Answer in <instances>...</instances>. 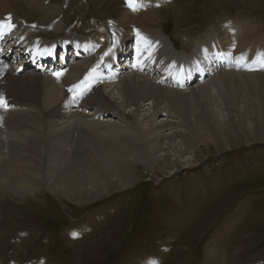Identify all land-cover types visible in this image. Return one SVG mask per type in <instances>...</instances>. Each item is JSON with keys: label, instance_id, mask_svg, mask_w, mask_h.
<instances>
[{"label": "rangeland", "instance_id": "374dc122", "mask_svg": "<svg viewBox=\"0 0 264 264\" xmlns=\"http://www.w3.org/2000/svg\"><path fill=\"white\" fill-rule=\"evenodd\" d=\"M24 1L18 0L16 5H12V9L16 10L19 17L13 14L15 17L13 20L11 17V21L22 23L20 28L27 30L29 29L27 25H36L41 19L30 15L27 6L22 4ZM124 1L127 4L126 0ZM47 3L59 12L60 16L58 14L46 23L40 22L38 27L43 28L40 29L43 32L39 34L43 36L42 44L57 43L66 54L73 51L72 45H66V50L63 51L62 43L66 37L74 40L86 36L94 37L104 28L112 32L111 39L127 35L124 31L125 26L119 22V10L115 12L117 6L110 11L111 15L108 17L104 12L100 14L97 10V12L91 10L87 0H48ZM142 4L143 7L139 10L132 11L136 15L134 19L140 20L139 15L150 9L155 10L159 16H156L152 24H138L142 27L137 26L136 30L141 29V32L145 30L146 34L152 31V41L158 50L157 43L160 44L163 40L166 52L171 45L176 46V49L172 46V50L179 51L164 53L162 56L164 61L160 64L168 66L164 68L163 73L156 72L153 76L147 73L139 74L151 79L148 80L155 85L157 80L168 77L169 56L175 58V62L185 60L187 56L199 51L205 38L222 35L225 31L233 29L236 22H246L253 26L252 31L245 33L251 38V42L240 48L253 55L256 60L264 59V0L260 1L258 7H252L249 1L241 0H142ZM6 15L4 18L12 16ZM52 27L54 33L51 31ZM12 30L14 31L12 34L17 32L15 29ZM28 36L33 39L31 33H28ZM0 39L3 54H8L12 48L24 44L22 40L21 43H17L19 41L11 36L10 32L0 36ZM199 40L202 43L197 45ZM171 41H174L175 45ZM132 43H135V40L127 41L129 50L133 52L130 54L131 58L128 57V62L124 64V69L133 61H139L137 47ZM237 45L238 43L234 47L235 51ZM106 48L108 52L110 45ZM126 49L118 54L116 59L125 58L128 53V50L124 53ZM138 49L141 51V48ZM224 53L228 56L227 52ZM217 54L222 56V53ZM30 57L32 55L26 57L23 53L15 61L8 63L12 65V70L18 71L21 67L28 70L34 64ZM212 59L215 60L216 57L212 55ZM71 61L77 62L76 59ZM141 62H145L143 56ZM222 62L224 64L219 68L223 67V70L227 68L225 63L228 61L223 59ZM46 66L49 69L44 68L43 76L49 74L46 75L49 82L60 79L59 86L63 88L66 79L62 76L68 68L63 69L60 78H57L54 75L57 72L50 70L49 63ZM94 66L88 71L90 72ZM228 67L235 70L239 67V74L250 72L253 74L263 70L259 67H251L248 68L251 70H248L240 65L233 67V64ZM132 68L135 70L136 67ZM7 70L9 69L0 70V79L6 78ZM88 71L86 74L83 72L81 78L74 83L85 81ZM103 74L100 81L109 78L105 76L108 74ZM215 77L204 79V82L196 80L189 85L191 87L178 90L182 92L181 95H171L169 92L172 109L167 103H164L162 108L156 106V109H153L150 107L152 98L142 102L138 121L149 119L152 124L151 130L150 126L143 124V128L149 132L145 150L142 147L144 140L140 135L126 141L121 140L122 143L125 142L122 147L117 145V140L123 138L122 131L129 134L128 132L142 129L141 124L130 114L135 107H129L122 112L114 106L112 113L98 117L102 109L98 112L91 107H78L77 104L61 105L66 108L65 115L73 111L72 116L79 119L77 122L89 123L86 120L98 117V122L90 124L96 123V128L100 127L98 130L100 133H97L105 135L107 139L99 140L93 132H88L86 137L84 133H79L78 136H74V140L66 139L67 144L55 146L46 139L52 130L46 129L45 132L42 124L43 128L38 132L42 140L40 145L30 146V155L35 161L46 157L44 163L49 164V187L28 196L27 204L20 202L23 199L21 194L11 197L7 190L3 193L0 191V229H4L8 224L6 221L8 215L16 217L13 221L15 227L5 234L0 232V264H206L207 254L213 249L217 256L213 261L218 264H264V91L260 88V83H246L240 77H232L226 84L217 80L211 84L210 81ZM94 79L91 77L89 81H95ZM206 81H209L208 86H204ZM117 82L118 80H112L114 85ZM110 83L109 88L112 85ZM186 85L188 86V79ZM4 87L7 89L6 85ZM68 87L63 88L64 92ZM110 91L104 90L114 97H119L116 94L117 90H113L114 94ZM90 96L86 94L82 97V105H85ZM0 97L3 98L1 94ZM6 98L7 107L0 106V110L3 111L0 115V130L3 133L0 137V154L6 150L5 154L8 156L12 152L8 141H23L22 134L30 132L19 126H11L6 119L14 120L30 108L35 114L36 109L31 103V107L24 106L21 110L12 112L14 108L12 109L10 104L13 100L17 104L18 98L14 96V99L9 100V95H6ZM155 100L158 103V99ZM113 102L122 101L118 99ZM57 106L59 107L58 102H56L58 109ZM178 108L188 112L191 119L189 124L192 121L201 123L210 118L211 122H220L221 125L212 131L220 130L226 135H231V141L227 140L229 137L221 140L209 137L211 144L209 148L200 142L198 149L185 154L181 161L168 140L159 142L154 138L162 124L166 125V134L176 129L188 134L185 129L186 121L181 118L184 115L180 117L176 112ZM115 109L118 110V115ZM77 110L80 111L76 112ZM158 112L160 113L157 115ZM92 113L97 115L90 116ZM197 113L204 119L197 121L195 119ZM203 113L208 115L202 116ZM175 124L178 126L176 129ZM253 126L254 131L257 129L255 133L251 132ZM118 129L122 131H117ZM88 135L92 136L93 142H90ZM78 137H81V141ZM132 139L141 143L138 159L128 155L129 150L126 146ZM113 141H116V145L111 148ZM246 141L255 143L248 145ZM148 144L152 146V151L149 150ZM175 144L184 151L182 138L177 137ZM217 144L224 147L225 151L219 153L216 149ZM79 148L85 149V153L77 151ZM47 150L51 152L47 153ZM108 151L110 156L120 157L118 159L121 160L124 156L126 160L131 158L133 162H128L134 165V168L128 173L131 174L130 179L112 175L107 178L108 180L105 179V182H101L96 178V170L92 167L96 163L109 164L106 159L109 156ZM165 153L170 155L171 160L179 163L169 171L164 170V166L161 165L163 162L157 158ZM200 155H204L201 162L200 158L198 159ZM94 158L98 161L96 162ZM148 158L158 160L161 164L152 166L150 160L147 161ZM174 169L176 170L173 172ZM1 171L5 173L12 171V166L0 165V173ZM76 171L82 174L81 177L87 185L85 186L87 190L84 191L86 195H82L81 199H77L72 192L65 191L63 185L65 174L72 175ZM164 171L168 175H164Z\"/></svg>", "mask_w": 264, "mask_h": 264}, {"label": "bare ground", "instance_id": "6f19581e", "mask_svg": "<svg viewBox=\"0 0 264 264\" xmlns=\"http://www.w3.org/2000/svg\"><path fill=\"white\" fill-rule=\"evenodd\" d=\"M17 1L18 0H0V20L3 19L6 14H7V16L12 15V16H10V17H12V20L15 17V16H13V14H16L19 17V14L16 12V10L14 11L12 9V5H16ZM87 1L89 2L88 6H90V8H92L91 10H93L94 12L98 11L100 14L105 13V15H108V17H109V15H111L110 11L117 6L115 12H117L119 10V12H118L119 22L123 26H125L124 31L127 32L125 42H127V41L131 42L132 40H135V43H132V44H134V46H136L138 43H140L142 41L140 38L141 36L144 37L145 39L148 38V40H149V37H152V35L150 36V34L153 33L152 31L151 32L149 31L150 34H146L145 30L141 32L140 31L141 29L138 31V30H136V27L137 26L142 27L141 25L143 23H144V25H145V23H151L152 24L156 20V16H159V14H156L155 10L150 9V10L142 13L141 15H139V17L137 16L140 20H136V19H134V18H136L135 17L136 15L133 14L134 12H132L131 9L128 10V6L124 0H87ZM246 1H249L250 6H252V7H258L261 0H241V2H246ZM47 2H48V0H25L22 4L27 6V9L29 10L28 12L30 13V15L32 17H35V18L39 17L43 23H46L48 20H50V18H52L54 16H58V14H59V12L52 9V6H50ZM86 5H87V3H86ZM240 8L242 9V7H240ZM58 11H60V10H58ZM59 16H60V14H59ZM24 22H26V20H24ZM40 22L38 21V22H36V25H32V26H30L31 24L27 25L29 27V29L25 30V29L20 28L22 23L20 24L16 21H11V23L14 25L13 29L17 30V32L16 31L15 32L17 33L19 38L22 41H24V43H27V44H29V43L30 44L31 43L42 44L43 36H40L39 34H41L43 32L42 30H40L43 28L38 27L40 25ZM61 22L63 23V21H61ZM42 24H41V26H42ZM138 24H141V25H138ZM233 26H234L233 29L225 31L220 36H215L214 38L210 37L207 39L205 38L203 40V43H206L207 41L221 42L222 46L224 47V49L228 53V56H226L225 53L222 52V57L227 58V59H224V61H228V63H225L226 66H228V65L231 66V64H233V67L240 65L241 67H244L246 69H248L250 67H259V68H263V70L262 71L259 70L261 72L257 71L258 73H253V74H252V72H250L249 74H239V71H240L239 67H237L238 68L237 70H235L234 68L227 67L226 69L218 71L217 74L215 75L216 76L215 79L211 80V81L209 80V81H210V83L211 82L213 83L214 81L217 80L220 83L225 82L224 84H226L231 80L232 77H240V78H243V81L246 83H251V84L252 83H255V84L260 83V88L264 91V59L256 60L253 55L248 54L246 50L240 48L241 46H243V45L246 46L251 42V38L249 36H247L245 33L252 31L253 26L249 23H246V22H236L233 24ZM51 29H52L51 31L54 33L55 31L53 30V27ZM28 33L32 34L33 39L29 38ZM137 33H139L140 36H138ZM111 34H112V32L108 28H104V29L100 30V32L97 33L94 37H92L91 43L94 46V49H91V47L86 43H81L79 39L74 40L71 37H66V39L64 40V43H62L63 51H64V49L66 50V48H65L66 45H72L73 51L67 52V54H69V53L74 54L72 59L74 61L77 58L76 59L77 62L71 61L67 67L68 71L65 73L63 72L64 75L62 77H64L66 79L64 81V87L67 88L69 86L68 90L66 89L65 92L63 89L64 87L61 88L59 86V82H60L59 80L60 79L58 81L54 80V82H49V80H48L49 77L46 76L49 74H45V77L43 76L44 75V68L49 69V67L46 66L48 63L46 61H43L39 65H37L39 60H36V62L32 65V68L34 69L33 71L31 70L32 68L30 67L31 66L30 65L29 66L30 68L28 70L25 67L23 69H19L18 71L12 70V71L7 72L8 75L5 76L6 78L4 80L0 79V94L3 96L4 102L6 103V101H7L6 95L10 96L9 100L14 99V96H15V98H18V101H16L17 104H15L13 102L14 100L10 104L12 109L14 108L12 110V112H14L15 110H21V108L24 106L31 107V103H32V107L36 109L35 114L33 113V109L30 108L27 111L23 112L20 117L14 119V120H11V118L6 119L11 126H19L21 129L22 128L27 129L30 133L29 134H25V133L22 134V138L24 139L23 141H11V140L8 141V139L5 141V142L8 141V145H10V147L12 148V152L8 156H6V154H5L6 150H3V152L0 154V165L9 166V164H10L12 166V171H8L7 173H5V171H1V173H0V191L2 193L7 190L11 194V197H14L16 194H21L23 199L20 202L27 204L28 196L35 195L38 191H42L43 188H44V190L48 189L49 183H50L49 182V173H48L49 172V167H48L49 164H48V162L44 163V160L46 157L43 160L35 161L33 159V157L30 155V153H31L30 146L40 145V141L42 140V136H40L38 132L40 131V128H43V125H44L45 132H46V129L52 130V131H50L51 132L50 133L51 138L49 135V137L46 139H48L50 144L55 145V146L58 144H63V145L67 144L66 139H69V140L73 139L74 140V136L75 137L78 136L79 133H84V135L86 137L88 132H91V133L93 132L97 137H99L97 139H99V140L102 139V141H106L105 139H107V138H105L106 137L105 135H104L105 136L104 137L101 134H98V133H100V132H98L100 127L96 128V126H97V125L95 126L96 123L95 124H90V123L96 122L98 117L103 116V114L112 113L114 106H115V108H117L118 110H120L122 112L123 111L125 112V110L129 107H135L133 109V111H131L130 114L133 116V118L135 120H137V122H139L141 124L142 129L141 130L138 129L137 132H128L129 134H127L125 131L118 129L117 131H122L121 134L123 135V138L120 137L117 140L118 141L117 145H118V147H122L123 143L125 144V142L123 141V143H122L121 140L126 141V140L130 139L131 137L133 138V137H136V135H140V137H142V139L144 140V141H142V147L144 150L146 149L147 143H145V141L147 142L146 137L149 134V132L147 131V129L143 128V126H144L143 124H145L146 126H150L149 130L152 129V124H151L149 119H143L141 122L138 121L139 115L141 113V108L143 106V105L141 106L142 102L144 103V102H146V100L148 98H152V101L150 102V104H151L150 107H152L153 109H156V106H158L159 108H162V105H164V103L169 104L168 106H170L172 109V101H171L169 95L170 94L171 95H173V94H180L181 95L182 92H179L178 90H176L173 87L171 88L170 85L164 84V82L162 83L163 85H165L163 87L159 86L157 83L155 85L154 83L149 81L151 79H149L145 76H139V74H142V73L136 72L131 67L132 64L129 66H126V69H124L125 65H120V67H121L120 70L116 71V72L121 73V74L123 73V75H118L117 77L112 78L110 81L104 80V79L102 80L103 84H107V83L111 82L110 84H112V85H114L112 83V80H114V81L118 80L117 84H115L113 87L111 85L112 88L111 87L109 88L110 85L109 86H106V85L98 86L97 81H96V85L94 88H92L90 85L89 91L86 94H89L91 96L85 102V105L83 104L84 106L82 105V97L85 95V93H83V95H80L78 97V100H74V99H72L73 97H72L71 92H69V89L74 86V81L81 78L83 72L85 73L90 68H92L95 64L98 63L100 55L104 52V49L108 46L107 41L112 40ZM115 38H116V36H115ZM155 40H156V38H155ZM159 40H160V38H159ZM160 42H162V44L164 45L163 40ZM171 42H173V44H174V41H171ZM17 43H19V42H17ZM201 43L202 42L199 40V43L197 45H199ZM234 43H235V45L238 43L237 50L236 51L234 49L229 50L233 47ZM153 44L154 43H152V45ZM19 45H21V44H19ZM226 45L228 46L229 49L226 47ZM79 46H80L81 50H79ZM172 46L173 45H171V47L169 46L168 50H171V52L178 53L175 50H172ZM173 47L176 49V46H173ZM125 48L126 47L120 49L118 54H120ZM234 51H235V53H234ZM24 53L28 54L29 56L32 55V51H24ZM164 53H166L165 45H164L163 50H159V51H156L154 53H149V51H146L144 49H141V51H140V49L137 48V58L140 62H141L142 56H143L146 62L156 64V65H160V66H161L160 63H162L161 61H164V59H162V56L164 55ZM20 56H21V54H20ZM129 58H131V55H129ZM168 60L170 63H171V61H176V59L171 57V56L168 57ZM223 64H224V62H223ZM167 66L168 65H166V66L162 65L163 68H166ZM0 67H1V63H0ZM53 68H54V66L51 65L50 70L51 71L54 70ZM108 68H109V70L111 69L110 67H108ZM259 68H257V69H259ZM124 70H126L125 73H124ZM137 70L139 71V69H137ZM99 75H100L99 73H95L93 78H95V76L97 78H99ZM52 79H54V78H52ZM99 79H101V78H99ZM99 79H97V80H99ZM200 81L204 82V79L200 80ZM209 81H206L204 86H208ZM60 84H61V82H60ZM4 85H6L7 89H5ZM107 89L111 90L110 92L113 94H114L113 90H117L116 94L119 95V97L118 96L114 97V95L104 92V90H107ZM163 91H165V92H163ZM169 92H170V94H169ZM101 96H103V98H100ZM41 97H43V98L41 99ZM155 98L158 99V103L156 102ZM118 99H121L122 102H120V103H114L113 102V101H116ZM166 100H168V101H166ZM56 102L59 103V107L57 106L58 109L56 108ZM67 103H70V104H67ZM64 104H66L68 106L77 104L78 107H81V108L91 107L98 112L101 109H102V111L99 113L98 117H96L92 120H86L89 123L77 122V120H79V119L74 117V115L72 116L73 111L69 112V113H67V115H65L66 114V110H65L66 108L64 106H61ZM117 109H115V110H116L117 115H118L119 112ZM115 110H114V112H115ZM63 111H65V113H63ZM78 111H80V110H77L76 112H78ZM164 111L162 110V112H164ZM174 111L175 110H172V112H174ZM172 112H170V113H172ZM176 112L180 115V117L182 115H184L181 118L184 119L183 121H186V125H185L186 128L185 129H187L188 134H186L183 131L177 130L176 128L178 126H176V124L174 126V129H176V130L173 131L172 133L166 134V131H167L165 129L166 125L162 124V125H160L159 130L156 133V135L154 136V138L159 142H161V140H168L169 145L173 147L175 153H177L178 159H181V161H182V158L185 157V154L190 153L192 150L198 149V144L200 142L205 143V146L207 148H209V146L211 145L209 143V139H208L209 137H211V139H220V140H221V138H228L229 137L227 140L231 141V137H232L231 135H226L224 132H222L220 130L219 131H217V130L212 131L215 127H218L221 125L220 122H218V121H215V122L212 121L211 122V118H210V119H207L201 123L192 121V123L189 124V121L191 119H190V116H189L187 111L183 110L182 108H178L176 110ZM2 113H3V111L0 110V115ZM159 113L160 112H158L157 115ZM96 115H97V113H92L90 116L95 117ZM195 115H196L195 119L197 121L199 119H204L198 113ZM207 115H208V113H203L202 116H207ZM185 117H186V119H185ZM163 121H165V120H163ZM109 125H110V123H109ZM102 126H104V125H101V127ZM254 128H255V126H253L251 129L252 133L257 132V129L254 131ZM91 130H93V131H91ZM160 133L163 135H161ZM48 134H49V132H48ZM32 135H34V137ZM1 136H3V133L0 130V137ZM177 137L182 138V142H183V145L185 147L184 151L182 149H179L177 147V145L175 144ZM88 138H89L90 142L94 141V139H92V136L88 135ZM79 139L81 141V137ZM220 140H218V142H220ZM223 140H225V139H223ZM115 142L116 141H113V143L111 144V148L116 145ZM104 143L107 144V146L109 145L107 142H104ZM215 143H216V141H215ZM222 143H224V142H222ZM252 143H255V142L250 143V141H246V144H248V145H250ZM127 144L128 145L126 147H128V150H129L128 155H130V157H133V159H138L139 158L138 153H139L140 148H141L140 141L136 142V141H134V139H132V140L128 141ZM4 145H5V143H4ZM227 145L230 146V144H227ZM148 148H149V150L152 151V146H150L149 144H148ZM216 149L218 150L219 153L225 151V148L222 146H219L218 144L216 146ZM105 150H107V149H105ZM77 151L85 153V149L79 148V149H77ZM110 151H108L109 156L106 158L107 161L109 162V164H107V162H106V164L103 163V164L99 165L96 163L93 165L92 168L94 170H96V178L101 182H105V179L108 180L107 178H109V176H112V175H116L118 177L122 176L123 179L126 177L130 179L131 174H128V173L131 172V168H134V165H132L128 162V161L133 162L131 160V158H129V160H126V158H125L126 156H124V158L121 160V159H118L120 157L110 156ZM49 152H51V150H47V153H49ZM99 153H100V151H99ZM89 155L92 156V154H89ZM150 155H152V153ZM161 156L162 157L157 156V158H159V160H161L163 162V164L159 163L160 161L155 160V159H154L155 162L149 158L147 159V161L150 160V165L152 164V166L156 165L157 163L161 164L162 166H164V170H168V171L172 167L174 168L177 166L176 164L178 162H175L174 159L171 160V158L169 157L170 155L168 153L162 154ZM203 156L204 155L198 156V159L200 158V160H199L200 162L202 161V159H204ZM205 157H207V156H205ZM94 160L96 162L98 161L97 158H94ZM101 160H102V158H101ZM183 161H184V159H183ZM82 162H81V164H82ZM170 165H172V166H170ZM175 170L176 169H174L173 172ZM165 172L166 171L163 172L164 175H168ZM9 175H10V177H9ZM81 176H82V174L77 172V171L75 173H73L72 175H69V173H66L64 176V182H63L64 190L72 192L76 196L77 199H81L82 195H86V193H84V191L86 192V190H87V188L85 187L87 185L85 184L84 179H82ZM57 183L59 184V181H57ZM1 196L3 197V195H1ZM15 218L16 217L14 215H8L6 217V221L8 222V224H6L4 229H2V230L0 229V232L5 234V233H7V231L9 229H12L13 227H15V225L13 224V221L15 220ZM92 243H89V244L92 245ZM214 257H217V256H216V253H214V249H213V251L211 253L207 254V259H206L207 263L206 264H218V263H215V261H213ZM220 264H223V263H220Z\"/></svg>", "mask_w": 264, "mask_h": 264}, {"label": "snow or ice", "instance_id": "6c2138e0", "mask_svg": "<svg viewBox=\"0 0 264 264\" xmlns=\"http://www.w3.org/2000/svg\"><path fill=\"white\" fill-rule=\"evenodd\" d=\"M127 6L132 11L139 10L140 7H143L142 0H126ZM14 28V25L11 23V17H7L5 21H0V36L4 35L6 32H10ZM138 36H140L139 33H137ZM141 40H143L144 44L146 45V50L151 52L152 50V44L150 41L145 39L144 37H140ZM111 51V49H109ZM139 51V50H138ZM108 53L106 52L105 55ZM99 67V65H97ZM251 70V69H249ZM96 72V69H92L88 75L85 77V81H82L80 84H77L73 86V88L69 89V92H74V89H79L78 93H74L76 95H83L84 92L89 90L90 85L87 83L89 81V78L93 77V74ZM54 75L59 78V74L54 73ZM87 85V86H86ZM0 106L7 107V104L4 102L3 98L0 97Z\"/></svg>", "mask_w": 264, "mask_h": 264}]
</instances>
